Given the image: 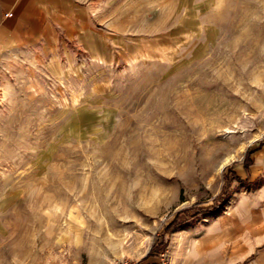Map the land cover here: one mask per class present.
<instances>
[{"label": "rangeland", "instance_id": "rangeland-1", "mask_svg": "<svg viewBox=\"0 0 264 264\" xmlns=\"http://www.w3.org/2000/svg\"><path fill=\"white\" fill-rule=\"evenodd\" d=\"M66 7L0 63V264H248L264 0Z\"/></svg>", "mask_w": 264, "mask_h": 264}, {"label": "crops", "instance_id": "crops-1", "mask_svg": "<svg viewBox=\"0 0 264 264\" xmlns=\"http://www.w3.org/2000/svg\"><path fill=\"white\" fill-rule=\"evenodd\" d=\"M70 1L0 0V63L9 52L32 46L45 37L52 26V11L66 12V4ZM237 240L239 242L240 238ZM253 242L257 243L255 248H259V251L250 254L252 261L248 264H256L264 259V242L259 244L260 239Z\"/></svg>", "mask_w": 264, "mask_h": 264}, {"label": "trees", "instance_id": "trees-1", "mask_svg": "<svg viewBox=\"0 0 264 264\" xmlns=\"http://www.w3.org/2000/svg\"><path fill=\"white\" fill-rule=\"evenodd\" d=\"M251 165V164H250ZM249 167V166H248ZM224 195V194H223ZM223 195H220V198L222 199V197H223ZM224 198V197H223ZM188 219V217H186V218H183V219H180L179 218V212H178V214H177V216L170 222V224H168L166 227H165V229H164V233L166 232V233H168V232H170L171 231V229H172V227L174 226V225H176V224H179V223H181V222H184V221H186ZM159 248V247H158ZM157 248V245L156 246H153L152 247V249L150 250V252L148 253V254H146V256L144 257V259H147L148 257H150V255H152V254H160L161 252H164V250L163 251H160L159 249Z\"/></svg>", "mask_w": 264, "mask_h": 264}, {"label": "built area", "instance_id": "built-area-1", "mask_svg": "<svg viewBox=\"0 0 264 264\" xmlns=\"http://www.w3.org/2000/svg\"><path fill=\"white\" fill-rule=\"evenodd\" d=\"M121 264H134V262L128 261V260H124L123 262H121Z\"/></svg>", "mask_w": 264, "mask_h": 264}]
</instances>
